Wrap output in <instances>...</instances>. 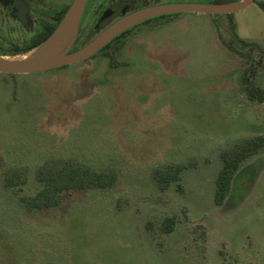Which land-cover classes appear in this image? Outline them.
<instances>
[{
    "label": "rangeland",
    "instance_id": "374dc122",
    "mask_svg": "<svg viewBox=\"0 0 264 264\" xmlns=\"http://www.w3.org/2000/svg\"><path fill=\"white\" fill-rule=\"evenodd\" d=\"M231 17L247 58L222 44L226 16L181 13L134 31L112 64L0 73V264H264V150L213 203L221 149L264 136V103L243 91L245 77L264 90V12L253 3ZM69 158L119 180L32 213L3 186L7 169L25 167L21 194L33 193L42 163ZM191 161L181 192L157 189L152 168ZM167 216L175 229L163 234Z\"/></svg>",
    "mask_w": 264,
    "mask_h": 264
},
{
    "label": "trees",
    "instance_id": "16d2710c",
    "mask_svg": "<svg viewBox=\"0 0 264 264\" xmlns=\"http://www.w3.org/2000/svg\"><path fill=\"white\" fill-rule=\"evenodd\" d=\"M264 10V4L259 3ZM232 15H228L230 18ZM60 21V18L58 22ZM57 22V23H58ZM57 23L47 31V33L30 47L2 55H14L25 52L45 39L56 27ZM222 44L232 53L241 57L242 55L236 47ZM108 56V55H107ZM113 63V59H109ZM65 68L68 66H64ZM248 78H244L243 91L251 100L264 103V90L255 84L249 83ZM264 150V136L255 134L239 138L223 147L219 153L220 169L214 181L213 203L217 207H223L231 194L235 177L243 165L252 157ZM193 162L186 164L171 163L155 166L151 170V178L157 189L161 192L166 191L171 186L178 192L182 191L181 175L182 172L191 167ZM37 188L33 193L23 195V186L26 184L27 168H9L2 174L4 188L11 190L16 195L19 205L27 213L41 211L42 209L56 208L65 197L74 191L96 188L106 190L112 188L119 180L118 172L112 166H106L96 170L86 164L80 163L75 159H49L42 163L33 173ZM175 219L165 217L158 226V230L163 234H170L175 229ZM151 223H146V228L151 230Z\"/></svg>",
    "mask_w": 264,
    "mask_h": 264
},
{
    "label": "flooded vegetation",
    "instance_id": "af4514ba",
    "mask_svg": "<svg viewBox=\"0 0 264 264\" xmlns=\"http://www.w3.org/2000/svg\"><path fill=\"white\" fill-rule=\"evenodd\" d=\"M232 1L237 0H86L71 52L83 48L110 26L139 10L169 4H215ZM72 2L73 0H0V53L18 52L36 43L58 22L59 18L61 20ZM253 3L264 12L259 5L263 3L262 1L254 0ZM181 13L190 12L161 15L135 24L110 39L87 60L104 56L108 61L109 59L114 61L115 52L134 31L142 27H161L173 21L174 16ZM226 18L229 20L231 34L229 42L225 44L242 50L249 44L238 39L228 15ZM237 43H240V46H237Z\"/></svg>",
    "mask_w": 264,
    "mask_h": 264
},
{
    "label": "water",
    "instance_id": "95a60500",
    "mask_svg": "<svg viewBox=\"0 0 264 264\" xmlns=\"http://www.w3.org/2000/svg\"><path fill=\"white\" fill-rule=\"evenodd\" d=\"M254 0H237L215 4H169L134 12L116 22L83 48L71 52L78 34L86 0H73L55 29L35 47L14 55L0 54V73L25 75L74 65L95 55L110 39L144 20L167 14L190 12L224 17L239 12ZM240 46V43H237Z\"/></svg>",
    "mask_w": 264,
    "mask_h": 264
}]
</instances>
